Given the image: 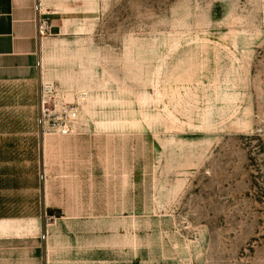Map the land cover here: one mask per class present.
Returning <instances> with one entry per match:
<instances>
[{
	"label": "rangeland",
	"instance_id": "1",
	"mask_svg": "<svg viewBox=\"0 0 264 264\" xmlns=\"http://www.w3.org/2000/svg\"><path fill=\"white\" fill-rule=\"evenodd\" d=\"M70 10L0 91V264H264V0Z\"/></svg>",
	"mask_w": 264,
	"mask_h": 264
},
{
	"label": "crops",
	"instance_id": "2",
	"mask_svg": "<svg viewBox=\"0 0 264 264\" xmlns=\"http://www.w3.org/2000/svg\"><path fill=\"white\" fill-rule=\"evenodd\" d=\"M38 3L41 12L35 11ZM70 8L71 0H0V91L13 84L39 83L47 32L61 31L63 21L71 20ZM41 23L48 27L42 36Z\"/></svg>",
	"mask_w": 264,
	"mask_h": 264
},
{
	"label": "built area",
	"instance_id": "3",
	"mask_svg": "<svg viewBox=\"0 0 264 264\" xmlns=\"http://www.w3.org/2000/svg\"><path fill=\"white\" fill-rule=\"evenodd\" d=\"M35 11L41 12L40 3L35 6ZM48 31L45 24L39 25V33L42 36ZM40 63H38V66ZM40 112L38 126L43 134H56L68 136L71 134V122L76 119V111L68 106L58 105L52 102L53 95H57L55 87L49 83H42L40 89Z\"/></svg>",
	"mask_w": 264,
	"mask_h": 264
}]
</instances>
